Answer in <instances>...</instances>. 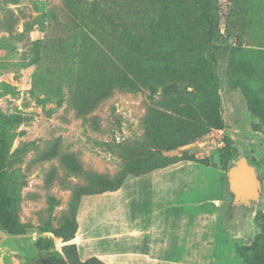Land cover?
I'll return each mask as SVG.
<instances>
[{"label":"rangeland","instance_id":"rangeland-1","mask_svg":"<svg viewBox=\"0 0 264 264\" xmlns=\"http://www.w3.org/2000/svg\"><path fill=\"white\" fill-rule=\"evenodd\" d=\"M154 171L193 225L161 264H264V0H0V264H100L71 243L79 207Z\"/></svg>","mask_w":264,"mask_h":264},{"label":"crops","instance_id":"crops-1","mask_svg":"<svg viewBox=\"0 0 264 264\" xmlns=\"http://www.w3.org/2000/svg\"><path fill=\"white\" fill-rule=\"evenodd\" d=\"M160 173L133 177L117 191L96 195L79 207L71 243L82 262L94 258L102 264H161L180 255L187 261L188 249L193 254L188 244L193 225L188 223L187 203L174 204L177 195L187 199V185L172 174L160 181ZM173 183L178 188L172 189ZM136 191L139 197L143 194L138 209L130 204ZM37 255L33 251L31 257Z\"/></svg>","mask_w":264,"mask_h":264},{"label":"water","instance_id":"water-1","mask_svg":"<svg viewBox=\"0 0 264 264\" xmlns=\"http://www.w3.org/2000/svg\"><path fill=\"white\" fill-rule=\"evenodd\" d=\"M201 148L197 145H190L168 152L169 155H181L184 153L194 154L200 152ZM228 181L231 189L236 195L247 198H254L259 192V182L254 169L248 165L245 158H240L235 166L228 172ZM60 263V262H58ZM61 264V263H60Z\"/></svg>","mask_w":264,"mask_h":264},{"label":"trees","instance_id":"trees-1","mask_svg":"<svg viewBox=\"0 0 264 264\" xmlns=\"http://www.w3.org/2000/svg\"><path fill=\"white\" fill-rule=\"evenodd\" d=\"M146 49V48H145ZM144 49V50H145ZM146 52V51H145ZM170 86H175V84H171ZM214 103L215 104H218V100H217V98L214 100ZM215 113L217 114L216 115V117L214 118V122H211V126L213 127V128H216V129H218V130H221L222 128H223V124H222V122H221V117H220V108H219V106H217L216 107V111H215ZM227 157H228V154H225V161H224V163H227V161L226 160H228L227 159ZM144 174H146V173H144ZM140 175H143V174H140ZM139 175V176H140ZM123 184V183H122ZM122 184H120V185H118V186H116V187H113V188H111L109 191L110 192H113V191H117L118 189H120V187L122 186ZM102 193H104V192H102ZM76 230H77V223H76V228H75V232H76ZM75 232H74V235H75ZM15 233L13 232V231H9V235H14ZM74 235H73V237H72V239L74 238ZM94 259V258H93ZM95 261H97L98 263H100L101 264V262L100 261H98L97 259H95ZM256 262H254L253 260H249V262H248V264H255Z\"/></svg>","mask_w":264,"mask_h":264}]
</instances>
